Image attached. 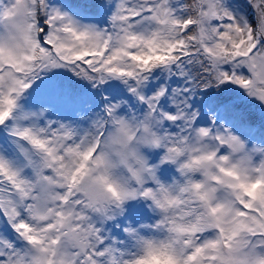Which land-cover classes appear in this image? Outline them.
Returning <instances> with one entry per match:
<instances>
[{
  "label": "snow or ice",
  "instance_id": "obj_1",
  "mask_svg": "<svg viewBox=\"0 0 264 264\" xmlns=\"http://www.w3.org/2000/svg\"><path fill=\"white\" fill-rule=\"evenodd\" d=\"M0 264H264V0H0Z\"/></svg>",
  "mask_w": 264,
  "mask_h": 264
}]
</instances>
